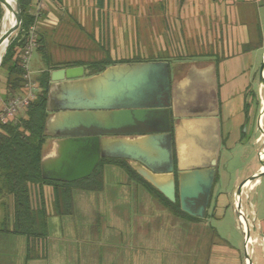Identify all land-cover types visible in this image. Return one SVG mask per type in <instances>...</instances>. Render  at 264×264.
<instances>
[{
  "label": "crops",
  "instance_id": "crops-1",
  "mask_svg": "<svg viewBox=\"0 0 264 264\" xmlns=\"http://www.w3.org/2000/svg\"><path fill=\"white\" fill-rule=\"evenodd\" d=\"M163 2L161 14L169 22L165 30H177L181 44H177L172 35L173 41L161 43L167 49L164 47L159 52L166 54L168 59H173L176 54H186L178 59L193 60L174 65L172 75L167 61L159 60L168 64L170 82L195 79L211 66L215 70L216 95L203 88L195 93L197 95L200 91L216 100L221 137L218 163L204 217L199 221L177 216L171 218L162 200L155 197L145 184L134 180L118 166L109 165L115 171H110L107 177V167L103 168L99 190L73 191L72 212L67 215L54 214L51 186L29 187L32 209L42 207L46 213V235L43 237L27 238L14 234L12 198L0 195V264H162L163 258L158 255L161 249H157L167 243L173 251L170 261L179 262L187 255L197 253L198 244L195 241H200V234L197 238L192 232L196 228L201 230L211 219L222 225L212 227L206 244L205 264H244L245 243L237 225L233 202L239 185L258 173L261 165L250 162L247 169L229 175V159L232 151L247 147L246 142L255 132L251 123L255 108L249 100L253 90L250 53L264 46V0ZM42 6L44 11L45 5ZM43 15L45 13L42 12ZM44 18L38 21L37 30L43 32L45 41L47 29L53 23ZM58 37H61V32ZM184 64H189L185 71L178 69L177 66ZM189 68L195 71L193 77L185 76ZM10 100L7 97L6 72L3 70L0 72V112ZM49 111L50 116L52 111ZM257 139H254L256 146ZM52 141V138L48 140L42 156H53ZM111 174L115 175V180L108 181ZM259 186L258 178L243 199V206L255 221L252 238L257 236L263 240L262 247H255L254 255L261 249L264 259V191L254 195L255 202H250L249 196ZM163 217L166 218L165 226ZM180 227L189 230L187 235L177 233ZM165 234L167 237L170 234L169 240ZM152 254L155 256L151 257Z\"/></svg>",
  "mask_w": 264,
  "mask_h": 264
},
{
  "label": "water",
  "instance_id": "water-1",
  "mask_svg": "<svg viewBox=\"0 0 264 264\" xmlns=\"http://www.w3.org/2000/svg\"><path fill=\"white\" fill-rule=\"evenodd\" d=\"M11 1L13 8L9 0H0L3 19L7 11L14 17L13 24L0 33V46L6 43L5 50L21 24L19 4ZM194 81L216 95L213 66L195 79L179 83L170 82L168 64L162 61L113 65L87 78L82 67L52 71L47 101L49 110L55 112L45 121L44 133L53 139V156H42L41 177L78 181L90 176L100 159L123 160L166 200L174 203L178 197L182 212L203 218L221 137L215 99L199 91L188 112L177 111L181 97H188ZM258 85L261 92L264 54ZM263 110L261 100L258 128L264 137ZM171 116L179 120L173 133ZM260 162L264 166V159ZM262 175L259 171L239 185L238 203L245 187Z\"/></svg>",
  "mask_w": 264,
  "mask_h": 264
},
{
  "label": "rangeland",
  "instance_id": "rangeland-1",
  "mask_svg": "<svg viewBox=\"0 0 264 264\" xmlns=\"http://www.w3.org/2000/svg\"><path fill=\"white\" fill-rule=\"evenodd\" d=\"M42 5H45V8L44 11L41 10V13H45L48 18H44L45 15L42 17L48 20L50 24L53 23L47 29V37L44 41V48L49 55V62L51 64H67L77 61L86 63L94 60H102L106 57L114 62L130 60L146 61L150 59L159 60L162 58V60L167 61L169 64L172 75L174 65L193 61L188 58L178 59L185 57L186 54L180 56L176 54V56L172 57L173 59H168L166 54H161L159 52V50L165 47L164 44H161L162 42L168 43L169 41H173L172 35L174 39H176L177 44H181V42H179L181 39L179 38L180 36H178L179 32L177 30H165L169 22L167 17L161 14L164 7L163 0L158 2L157 0H102L101 3L97 2V0H47ZM261 8L262 6L259 7L262 12L263 10ZM2 19L3 14L0 19V33L2 32ZM17 32L18 30L9 39L14 38ZM59 32H61L60 38L58 37ZM165 48L167 49V47ZM5 51L6 50H4L1 56L0 63ZM263 54L264 46L261 50L250 53L252 62L251 76L253 77L251 83L253 90L249 96V100L251 106L255 108L254 116L251 119L255 132L252 134L250 141L246 142L247 147L245 149L239 147L235 151H232L229 159V175L234 173V171H243L247 169L250 162L256 164V166L261 165L256 149L260 148L263 137L258 128L257 118L260 102L261 100L264 102V89H262L260 95L257 86ZM188 65L189 64H184L177 67L185 71ZM42 67H44V65L41 56L34 50L28 65V71L32 80L35 79ZM1 71L3 72L2 68H0V72ZM85 75L86 73L84 72V77ZM34 93L36 95L37 88ZM24 112L25 111H20L15 117V120L21 119L24 116ZM261 121L264 125L263 113ZM256 137L260 139L259 142H257V146L254 145V139ZM109 165L110 164L104 166L107 167V177L110 176V171H115L111 170ZM114 176V174H111V178H108V181L115 180L113 178ZM259 181L260 186L249 194L250 202H255L254 195L256 193L259 194L261 191H264V175L259 177ZM168 214L171 215V218L175 217L170 211H168ZM162 223L164 226L166 225L165 217H163ZM205 224L206 225H204L201 230L196 228L193 232L188 228L195 237L198 238V234H200V241H195V243L198 244L197 253L195 255H187L186 259L179 262H172L170 261L173 252L171 249L172 247H168L167 243L166 246L157 249V251L161 249L159 253H157L163 258L162 264H205L206 244L211 237L212 227L222 225L217 224V222L212 219L207 223L205 222ZM186 230L187 229L184 227H180L177 233H185V235H187L189 230ZM197 230L199 231L197 232ZM178 234L173 235L179 237ZM165 235L167 237V234ZM173 235L172 237H174ZM241 235L243 237L242 232ZM169 236L167 240H169ZM254 239L255 241L250 247L252 251L250 262L252 264H264L261 249L258 248L257 254L254 255L255 247H262V239L253 236V240ZM154 256V254L151 255V257Z\"/></svg>",
  "mask_w": 264,
  "mask_h": 264
},
{
  "label": "trees",
  "instance_id": "trees-1",
  "mask_svg": "<svg viewBox=\"0 0 264 264\" xmlns=\"http://www.w3.org/2000/svg\"><path fill=\"white\" fill-rule=\"evenodd\" d=\"M17 2L21 11V24L17 35L9 39V44L0 63V68L6 72L7 97L11 99L15 98L18 93H23L26 71L21 64V55L28 43V29L35 21L31 13L33 0H17ZM97 2L101 3L102 0H97ZM2 14L3 11L0 7V19ZM41 18L42 13L39 20ZM42 34L41 30H37L34 50L40 54L44 67L33 79L37 85L35 98L29 103L21 119L0 124V195L3 197L10 196L13 201L12 232L27 238L46 235V213L42 207L37 210L32 209L29 188L31 185L51 186L54 194V214L57 216L67 215L72 212L73 191L75 189L90 191L99 190L102 187V170L107 164L118 166L131 178L145 184L155 197L162 200L165 209L173 213L174 216L199 221L200 218L191 217L180 210L177 198L174 203L166 200L123 160L100 159L91 175L78 181L44 180L41 177L40 161L50 139L44 133V124L50 113L47 94L51 86L50 73L52 71L69 67H82L87 78L117 64L130 65L162 60L161 58L159 60L114 62L106 57L107 59L86 63L77 61L67 64H51L49 55L44 48Z\"/></svg>",
  "mask_w": 264,
  "mask_h": 264
},
{
  "label": "built area",
  "instance_id": "built-area-1",
  "mask_svg": "<svg viewBox=\"0 0 264 264\" xmlns=\"http://www.w3.org/2000/svg\"><path fill=\"white\" fill-rule=\"evenodd\" d=\"M47 0H33L31 5V13L33 14L35 21L34 23L29 27V39L27 46L25 47L23 54L21 55V64L22 67L25 69L26 73L24 75L25 79V85L23 87V93L21 96L15 97L11 99L4 109L0 112V124H6L8 122L14 121L15 117L19 114L20 111H25L28 107L29 103L34 100L35 93L34 91L37 88L36 83L32 80L29 71H28V65L30 61V57L32 52L35 49V42H36V30H37V24L39 21L40 13L42 10V4L46 2ZM261 103V102H260ZM263 137V135L261 134ZM260 136V138H261ZM260 139H257V142H259ZM264 146V140H261V146L257 150V156L258 159H264V150H262V147ZM260 171L264 172V166H261ZM252 184L247 185L241 195V199L239 203L237 202L236 196L233 202L234 210L236 213L237 218V225L240 229V231L243 234L244 243H245V258H244V264H252L249 259L251 256L252 251L250 250V247L252 246L253 240L251 236V231L255 229L254 225V218L250 212H247L246 209L243 206V199L246 198L247 192L251 189ZM247 237L250 238V241L247 242ZM263 241V240H262Z\"/></svg>",
  "mask_w": 264,
  "mask_h": 264
},
{
  "label": "flooded vegetation",
  "instance_id": "flooded-vegetation-1",
  "mask_svg": "<svg viewBox=\"0 0 264 264\" xmlns=\"http://www.w3.org/2000/svg\"><path fill=\"white\" fill-rule=\"evenodd\" d=\"M194 75H195V71H194L193 68H189L187 70L186 74H185L186 77H193ZM192 88L193 89L190 91V93H189L187 98L183 97L182 95H181L182 97L180 96L181 97V101L179 103V109L177 110L178 113H183V112H188L189 111L188 105H189L190 101L192 100V98L195 96V93L199 89V86H198V84L194 83L192 85ZM53 112H55V111L53 110L51 113H53ZM170 120H171V130H172V133H173V126L179 120L172 118V116H171Z\"/></svg>",
  "mask_w": 264,
  "mask_h": 264
},
{
  "label": "bare ground",
  "instance_id": "bare-ground-1",
  "mask_svg": "<svg viewBox=\"0 0 264 264\" xmlns=\"http://www.w3.org/2000/svg\"><path fill=\"white\" fill-rule=\"evenodd\" d=\"M9 5H10V7L11 8H13V2L11 1V0H9ZM7 11V10H6ZM13 22H14V17H13V13L11 12V11H7V15H6V18L5 19H3V21H2V32L3 31H6L12 24H13ZM5 46H6V43H4V44H2L1 46H0V59H1V56H2V54H3V52H4V50H5ZM263 117H264V110H263ZM260 121H261V118H260ZM261 124H262V121H261ZM263 125V124H262ZM264 126V125H263ZM263 140H264V137H263ZM246 241L247 242H249L250 241V238L249 237H247V239H246Z\"/></svg>",
  "mask_w": 264,
  "mask_h": 264
}]
</instances>
